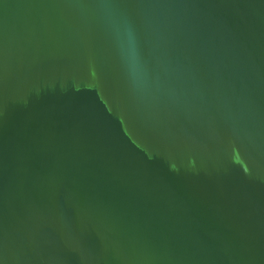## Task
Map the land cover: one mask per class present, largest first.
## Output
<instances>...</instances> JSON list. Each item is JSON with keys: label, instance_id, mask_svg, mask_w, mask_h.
Here are the masks:
<instances>
[{"label": "water", "instance_id": "water-1", "mask_svg": "<svg viewBox=\"0 0 264 264\" xmlns=\"http://www.w3.org/2000/svg\"><path fill=\"white\" fill-rule=\"evenodd\" d=\"M0 264H264V0H0Z\"/></svg>", "mask_w": 264, "mask_h": 264}]
</instances>
